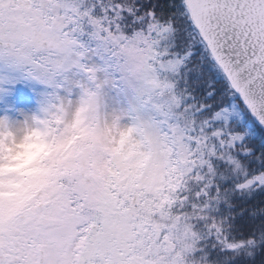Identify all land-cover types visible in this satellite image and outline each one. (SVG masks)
Instances as JSON below:
<instances>
[{
	"label": "snow or ice",
	"instance_id": "1",
	"mask_svg": "<svg viewBox=\"0 0 264 264\" xmlns=\"http://www.w3.org/2000/svg\"><path fill=\"white\" fill-rule=\"evenodd\" d=\"M0 264H264V0H0Z\"/></svg>",
	"mask_w": 264,
	"mask_h": 264
}]
</instances>
